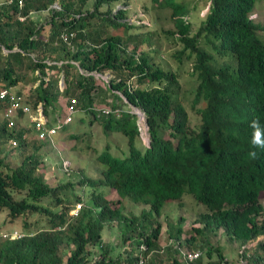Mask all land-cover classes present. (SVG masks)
Returning a JSON list of instances; mask_svg holds the SVG:
<instances>
[{"label": "trees", "instance_id": "16d2710c", "mask_svg": "<svg viewBox=\"0 0 264 264\" xmlns=\"http://www.w3.org/2000/svg\"><path fill=\"white\" fill-rule=\"evenodd\" d=\"M5 1L11 2L0 7V88L24 97L16 86L25 81L24 70L36 72L31 87L39 84L26 93L27 102L40 104L50 120L74 99L76 111L91 115V122L101 117L104 132L124 134L128 150L118 158L105 149L96 158L103 167L99 178L81 175L77 184L92 187L91 204L73 217L39 204L45 197L58 201L59 192L70 184H46L43 163L34 154L10 169L0 144V227L21 217L29 229L27 218L32 215L46 220L45 228L20 232L24 236L19 239L2 237L13 231L0 232V264H137L140 257L145 264H180L175 243L198 248L208 257L216 253L217 260L209 264H229L213 244L220 230L240 248L242 264H264V150L253 148L250 127L259 119L264 130V25L251 18L260 0H206L207 13L193 35L186 18L198 5L192 0L153 1L154 9L170 10L174 30L165 34L182 45L171 57L180 64L192 62L189 76L196 85L190 109L200 120L195 129L182 104L181 68L162 69L142 50L147 43L157 55L151 38L128 34L132 26L127 10L116 4L129 0H95L90 10L85 9L87 0H58V8L56 0H22L21 8L19 0ZM32 12L51 13L47 37H42L43 26ZM50 71L57 74L54 80L47 76ZM105 73L113 75L108 82L101 78ZM131 78L135 89L127 85ZM127 104L145 114L147 143L142 148L136 147V139H142ZM6 105L0 101V114ZM26 133L8 131L1 120L0 140L25 147ZM251 151L257 152L256 159ZM100 187L120 200H106ZM184 196H192L205 209L196 220L202 227L195 229L196 238L182 241L180 217L168 225L172 246L166 250L158 243L161 209ZM124 199L143 205L139 215L123 210ZM113 223L127 246L125 259H112L101 239L104 228ZM61 248L68 250L65 260Z\"/></svg>", "mask_w": 264, "mask_h": 264}, {"label": "rangeland", "instance_id": "374dc122", "mask_svg": "<svg viewBox=\"0 0 264 264\" xmlns=\"http://www.w3.org/2000/svg\"><path fill=\"white\" fill-rule=\"evenodd\" d=\"M0 1L4 2L5 0ZM94 1L95 0H87L85 9H93ZM153 1L154 0H129L126 4L125 2L121 4L117 3L116 8L119 9L120 7H125L124 9L127 10L126 20L132 26V29L128 31V34L139 33L141 36H148L151 38V41H153L154 46L158 50L157 55L151 53L150 48L152 46L149 48L147 43L142 46V50L146 53L149 52V57H152L154 59L153 61L159 67L164 70L172 71H178L179 68H181L178 82L180 84V95L182 98L184 97L182 104L187 109L190 127L195 129L199 125L200 120L199 116L190 109L193 99L192 93L196 85L195 80L189 76L192 62L191 60H185V63L182 62V64H180L179 62L174 61L171 57L173 52L181 50L182 45L175 40L176 37L173 38L165 34L166 31L174 30L172 21L169 19L170 10L154 9ZM183 1L185 2V0ZM207 1L204 0L199 3L197 0H192V4L194 3L196 6L198 5L194 10L189 6V9L191 8L190 14L187 15L186 20L191 25V35L196 33L200 22L207 13ZM188 2H190V0H187V3ZM58 6V0H56L55 7L58 8ZM31 14L32 18L36 20L38 24L43 26L44 30L42 32V37H47L50 30L48 22L51 13L32 12ZM251 18L255 22L264 25V0L259 1L255 13ZM4 53L6 52L4 51ZM24 75L26 77V79H24L25 81L19 83L16 86V90L20 91L21 94L26 97L25 95L27 92H30V88L32 89L33 87H36V85L39 84V81L31 87L32 83L30 80L37 76L38 73L24 70ZM47 76L54 80L57 77V74L56 72L50 71ZM112 76L113 75L109 73H105L101 78L108 82L109 79L113 78ZM127 85L134 87L133 89H135L136 80L131 78L127 81ZM124 110H127L126 107ZM57 114L62 115L63 111ZM90 116L91 115L86 113L76 111L69 118L68 124H66L64 128L58 130L57 135L53 138V144L50 145L47 142H40L36 139L28 117H21L16 120V126L14 128L15 131L27 130L25 135V147L18 146L14 148L8 143V141L0 140L2 149L1 157L3 158L5 165L10 169L18 167L25 157L34 154L41 158V162L43 163L41 169H44L42 175L46 184L51 187L65 185L67 183L70 184L66 190L59 192L58 201L51 197H45L39 201L41 206L52 212H59L62 210L67 212L68 215H71L74 210L71 211L72 207H75L79 202H84L85 206H89L91 204V199L88 195L92 192V187H81L77 184L81 175H84L87 179L99 178L103 167L96 161V158L105 149L108 150L111 155L118 158H123L127 154V137L124 134L114 132L113 130L104 132L99 123L101 117H99L100 119L98 118L91 122ZM1 118L2 115L0 114V123ZM54 118V115H50V120H54ZM50 124H54V122L50 121ZM128 125H130V127L132 126L130 122H128ZM143 140L140 141L139 139H136V147L142 148V144H145L146 138H143ZM63 161L69 163V167H67L68 169L63 167ZM98 191H104L105 199L108 201L116 203L120 200L119 196L113 191L107 189L104 190L102 187H100ZM21 196L23 195H20V197ZM77 199L79 201L78 203L76 202ZM121 203L123 210L127 213L130 212L133 215H139L140 210L143 208V205H136L127 199L122 200ZM261 204L264 208V199L261 200ZM117 206L118 204L114 205L115 208ZM205 212V209L200 206L192 196H184L179 202L172 201L166 203L161 209V216L159 219L162 226L158 239L160 246L162 247L167 244L166 231L168 230V225H175L180 217L183 218L184 222L180 226L181 240L187 241L189 238H196L198 234H196L195 229H201L202 227L201 224L196 222L197 217ZM3 218V215H1L0 223ZM23 222L24 218L19 217L14 222L1 224L0 232L18 231L24 234H34L46 227L45 218L39 215H32L27 218L29 229H26ZM101 239L103 243L107 245V249L109 250L112 259H125L127 246H125L126 244L123 245L121 232L116 223L104 228L101 233ZM213 244L221 249V253L230 264L239 262L240 248L236 243H229L224 235L219 234L217 239L213 241ZM192 250L196 251L194 248H192ZM203 253L204 259L202 262L204 264H209L217 260L216 253H213L210 257L206 256L205 252ZM59 254L65 260L68 255V250L61 248ZM97 256L96 253L94 257L97 259Z\"/></svg>", "mask_w": 264, "mask_h": 264}, {"label": "built area", "instance_id": "2783aa9c", "mask_svg": "<svg viewBox=\"0 0 264 264\" xmlns=\"http://www.w3.org/2000/svg\"><path fill=\"white\" fill-rule=\"evenodd\" d=\"M11 1H0V7L4 4H9ZM18 7H22V0L18 1ZM19 20H24L23 17H19ZM61 39L64 42L68 41V36L63 34ZM0 101L5 102L7 105L3 110V122L6 124V128L8 130H14L16 126V120L21 117H28L31 128L36 136V139L40 142H47L49 145L53 144V138L57 135L58 130L62 129L63 126L68 124L69 118L76 112L75 109V100L70 99L68 104L64 109L63 116L56 115L54 120H49L44 114L42 110V106L40 104L33 107L31 103L27 102L25 97L17 95L15 92L0 88ZM103 113H109V110L102 109ZM120 116V114L118 113ZM137 125L140 135L143 136L146 128L144 124V115L140 112L137 114ZM50 121H53L54 124H50ZM25 139V136H23ZM12 146H17V142L15 140H10ZM63 167H69L68 162H62ZM68 169V168H67ZM83 204L79 203L75 206L73 213L71 216H76L79 211L82 209ZM24 234L14 231L10 234H3L2 237L5 239H19L23 237ZM201 256L200 252H187L186 250H179L178 258L184 264H194ZM137 264H145V261L142 257L138 259ZM239 264H242L240 261Z\"/></svg>", "mask_w": 264, "mask_h": 264}, {"label": "clouds", "instance_id": "9594fccd", "mask_svg": "<svg viewBox=\"0 0 264 264\" xmlns=\"http://www.w3.org/2000/svg\"><path fill=\"white\" fill-rule=\"evenodd\" d=\"M208 8V7H207ZM97 76H100V75H97ZM103 76V75H102ZM101 76V77H102ZM61 83V82H60ZM128 105V104H127ZM132 108V109H131ZM128 110L132 113V114H134L135 116H136V118H137V113L138 112H140V113H142L143 115H144V124H145V128H146V131H145V133H144V135L143 136H141L140 134V138H142V140H143V138H146V142L145 143H147V127H146V117H145V114H144V112L140 109V108H137V107H134V106H131V105H128ZM63 114H64V111H63ZM63 114L62 115H58V116H63ZM1 115H3V113L1 114ZM1 120L3 121V117L1 118ZM66 126V125H65ZM65 126H63V128L65 127ZM250 127L253 129V134H252V140H251V143H252V146H253V148H258V149H262V150H264V130H262L261 129V125H260V122H259V119H254L253 121H251V123H250ZM7 129V128H6ZM8 130V129H7ZM8 131H13V130H8ZM25 136V135H24ZM24 140V142H25V139H23ZM144 141V140H143ZM17 142V146H12L11 145V143H10V140L8 141V143L12 146V147H14V148H16V147H18L19 146V142L18 141H16ZM249 155H250V157L251 158H253V159H256L257 158V152L256 151H251L250 153H249ZM83 202V201H82ZM80 203V202H79ZM78 203V204H79ZM81 204H83V207H84V202L83 203H81ZM82 207V208H83ZM14 232V231H13ZM219 234L220 235H223L222 234V232H221V230L219 231ZM219 234L217 235V237L219 236ZM262 239V237H259V239ZM167 242V244L165 245V246H162V248H169V245H171V243H172V240H170L169 242L168 241H166ZM250 245H252V244H250ZM172 246V245H171ZM143 249H144V246L142 247ZM174 248H175V250H176V252L179 254V250H186L187 252H200L201 253V256H200V258L195 262V263H197V262H201V263H203L202 261H203V259H204V253L202 252V251H200L198 248H194V249H196V251L195 250H192V248L191 249H189V248H187V247H178L177 246V244L175 243L174 244ZM192 250V251H191ZM239 252H240V250H239ZM178 256V255H177ZM178 261H179V263L180 264H184V263H182L181 261H180V259L178 258ZM240 259H239V262H236L235 264H239L240 263ZM229 262V261H228ZM204 264V263H203ZM229 264H230V262H229Z\"/></svg>", "mask_w": 264, "mask_h": 264}]
</instances>
